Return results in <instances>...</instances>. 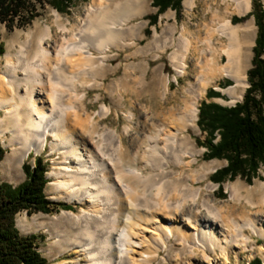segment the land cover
Wrapping results in <instances>:
<instances>
[{"label":"bare ground","instance_id":"obj_1","mask_svg":"<svg viewBox=\"0 0 264 264\" xmlns=\"http://www.w3.org/2000/svg\"><path fill=\"white\" fill-rule=\"evenodd\" d=\"M194 3L183 0L188 10ZM130 5V0H95L72 24L54 11L49 23L35 22L9 40L0 58V141L8 148L0 174L11 180L22 177L23 159L49 142L61 158L47 173L51 199L88 205L77 213L63 210L48 221L42 214L30 219L18 215L16 224L43 228L53 240L51 248L74 254L72 264H153L159 251L172 264H189L197 254L209 261V253L218 251L226 257L235 246L248 251L251 237L246 231L264 238V226L248 216L242 217L243 222L224 220L229 214L209 201L203 188L194 186L195 180L207 178L215 161L201 163L192 174L186 172L184 167L195 162L199 152L180 133L195 128L197 101L214 77L230 76L234 84L227 91L233 101L241 98L255 27L253 20L236 25L221 18L229 12L245 15L250 0L203 1L210 16L221 20L207 27L203 44L197 38L192 46L200 65L182 88L186 106L173 119L176 130L151 123L143 137L135 133L125 140L130 124L120 131L100 125L108 110L100 107L96 118L84 112L79 88L92 85L90 80L110 56V47L125 38L127 20L115 17L124 15ZM185 32L182 27L171 54L181 76L192 45ZM215 33L228 40L221 48L225 56L221 65L214 49L210 56L205 53ZM173 42L165 41L169 46ZM163 90L165 96L167 86ZM124 116L127 121L133 118L131 112ZM169 163L180 170L167 169ZM211 187L206 184L204 189ZM230 192L236 195L233 185ZM145 242L151 243V252L143 249Z\"/></svg>","mask_w":264,"mask_h":264},{"label":"rangeland","instance_id":"obj_2","mask_svg":"<svg viewBox=\"0 0 264 264\" xmlns=\"http://www.w3.org/2000/svg\"><path fill=\"white\" fill-rule=\"evenodd\" d=\"M94 1L95 0H71V4L64 12H58L50 5L46 4L39 8V14L29 24L20 28L14 27L9 30L4 24L0 23V44L3 47V53L0 55V58L6 50L9 40L15 36V33L19 31L24 32L35 22L41 24L49 23L53 18L54 11L59 13L62 18L69 19L72 24L76 21L78 16L79 18L83 16L87 6L90 3H94ZM203 1L204 0H195L192 9L188 10L183 5L182 0L181 11L178 15L173 9L168 8L158 16L156 24L148 25V20L145 17L154 14L157 10L156 7L152 6V0H130L131 5L127 8L124 15L121 16L117 14L115 17V21H119L122 18L127 20L125 24V38L122 39L123 41L118 40L120 43L116 41L115 44L110 47L108 51L110 56L103 65H100V67L96 69L94 78L90 80L92 85L90 87L79 88V92L84 94L82 100L84 112L96 118L95 112L98 111L100 107L104 106L108 110V114L104 118L99 119V124L116 128L118 131H120L124 125L130 124L132 129L129 131L125 140L128 139L129 136H135V133H140V137H143V135H146L147 130L150 129L151 123L156 126L164 125L163 127H166V129L175 131L176 127L173 119L176 114L185 109L186 106V103L182 102V88L186 86L187 80L194 78V68L200 65L199 54L192 49V46L198 42L197 38L202 40L203 44L208 34L207 27H215L223 18L229 19L232 24L236 25L245 23L248 20H253L255 33L251 40L252 44L248 43L251 55L249 57L248 66L244 71L246 84L243 88L241 98L233 101L232 97L229 95L227 89L234 84L230 76L219 75L214 77L209 84L205 86L201 97L197 101L195 128H188L187 131L180 134L187 136L194 145V149L199 152L196 155V161L191 163L189 167H184L186 172L192 174L201 163L215 161V163L211 165V170L207 173V178L205 180H195L194 186L203 188L204 196L212 203L221 207L223 214H229L224 220L230 219L232 221L243 222L246 220L243 218L248 216L254 218L247 219L264 226V165H260L257 171L258 176L253 177L251 180H245L237 176L233 180L224 181L222 183L223 195H220L217 190L218 184L210 180V175L215 172L216 169L225 166L226 161L215 158L204 159L203 153L206 151V148L196 143L197 140L202 141L204 139V134L200 132L196 123L200 102H215L227 107L234 106L235 103L242 100L243 93L249 86L247 81V70L251 66V58L253 55L252 47L254 46L257 31L254 17L251 14L253 0H250L248 14L238 15L229 12L225 16H221V19L211 17L206 7L203 6ZM257 1L264 11V0ZM233 17L243 19L232 21ZM182 27L186 29L185 36L190 40L192 45L186 57L185 73L181 76L177 75L174 70L171 63V54L176 50V43ZM169 38L174 40L173 45L169 46L168 43H165ZM122 43H126V45L123 46ZM212 43L213 45L211 48L206 46L208 49L206 48L205 53L207 56H210L212 49H214V56L221 65L225 61V56L221 53V48L228 45V40L225 36H220L215 33L212 35ZM262 58H264V53L262 54ZM1 65L2 62L0 60V66ZM227 81L231 84L227 85ZM164 86H167L165 96L162 95ZM208 89L219 92L223 98L207 97L206 91ZM238 92H240L239 88L236 89L235 96L238 95ZM128 112L133 114L132 120L129 121H127L124 116V114ZM1 114L2 111H0V115ZM76 128L79 129V126L76 125ZM49 139L50 137L48 136V140ZM0 147L4 149L3 159L8 148H6L1 141ZM35 158L42 159L46 167L45 178L48 182L50 179L47 177V173L61 161L60 155L57 151L51 150L49 142H47L43 149L39 151H30L23 159L22 164L26 163L33 167ZM185 161H188L187 157H185ZM167 169L173 171L180 170V168L173 163H169ZM146 171L147 169L142 170L143 173ZM24 178V172L22 177L15 180H11L0 174V183L6 182L15 186L21 183ZM206 184H211L212 187L205 190L204 187ZM231 185H233L237 191L236 195L233 197L230 192ZM44 194L48 200L55 202L58 206L53 208L49 214H44L42 212L28 214L25 211H20L15 215V225L23 235L33 233L40 236V238L37 239L38 250L46 258L47 264H72L71 262L72 259H74V254L70 252L58 253V249L51 248L50 243L53 240L43 228H20L16 224V217L18 215H24L30 219L37 214H42L43 218L48 221L50 217L57 216L63 210L77 213L80 211L81 207L84 209L88 208L86 203L67 202L63 199H51L52 193L50 192L49 186L47 187V183L44 187ZM63 204L67 205L68 208L66 209L60 206ZM246 234L251 237L249 242L251 248H249L248 251L241 250L238 246H235L226 257L221 255L218 251L209 253V261L202 260L200 255L197 254L195 257L189 259V264H248L249 261L254 258H260L264 262V238L253 235L248 231H246ZM151 246V243L145 242L143 249L146 248V251L151 252ZM158 262L159 264H172L166 259V253L164 251H159L158 258L152 263L157 264Z\"/></svg>","mask_w":264,"mask_h":264},{"label":"trees","instance_id":"obj_3","mask_svg":"<svg viewBox=\"0 0 264 264\" xmlns=\"http://www.w3.org/2000/svg\"><path fill=\"white\" fill-rule=\"evenodd\" d=\"M182 0H152L157 10L147 15L148 25H154L158 16L166 9H173L178 15ZM50 5L58 12H64L71 0H0V23L9 30L24 27L38 14L39 8ZM248 14V13H247ZM251 14L257 27L252 47L251 66L247 70L249 86L242 100L234 106H222L215 102L201 101L198 107L197 125L204 139L196 143L206 148L204 159H221L225 166L216 169L210 180L218 184L217 190L223 195L222 183L239 176L251 180L258 176L260 165H264V11L257 0L252 1ZM243 18L233 17L232 21ZM3 47L0 44V55ZM231 84L227 81V85ZM206 96L223 98L213 89ZM4 149L0 147V160ZM24 180L12 186L0 183V264H47L38 250L36 234L23 235L15 225V215L20 211L28 214L42 212L49 214L56 203L47 199L44 187L46 167L41 158L34 159V166L23 163ZM68 208L67 205H60ZM248 264H264L254 258Z\"/></svg>","mask_w":264,"mask_h":264}]
</instances>
